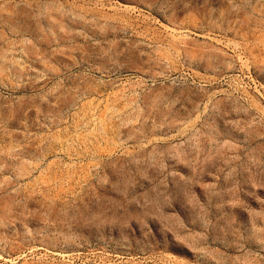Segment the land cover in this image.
Masks as SVG:
<instances>
[{"label":"rangeland","instance_id":"1","mask_svg":"<svg viewBox=\"0 0 264 264\" xmlns=\"http://www.w3.org/2000/svg\"><path fill=\"white\" fill-rule=\"evenodd\" d=\"M0 264H264V0H0Z\"/></svg>","mask_w":264,"mask_h":264}]
</instances>
